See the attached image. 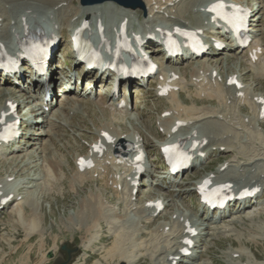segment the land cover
Here are the masks:
<instances>
[{
    "label": "rangeland",
    "instance_id": "1",
    "mask_svg": "<svg viewBox=\"0 0 264 264\" xmlns=\"http://www.w3.org/2000/svg\"><path fill=\"white\" fill-rule=\"evenodd\" d=\"M15 1L19 3L25 0ZM29 1H31L32 4L36 7L34 10L35 14L38 15V17L41 16L45 19L48 18L49 9L48 6H45L44 4L46 0ZM200 1L201 0H197L196 2ZM241 1L247 2L250 5L252 4V6L256 5L259 7L258 14H260L258 27L255 29H258L261 33L260 35L255 37V42L259 43L263 47V55H261L256 64L252 65V68L256 69V66L260 65L264 70V0ZM76 3V0H72V4H69L68 1L70 10L74 9ZM30 9V7L23 6L20 8L19 12L16 13V15L14 13L13 14L17 19L21 15L25 16L27 15V13L30 14ZM103 12L104 13L102 14L101 11L97 10L95 12L96 18L101 19L102 14L105 17L106 21H111L116 19L118 13H120V11L115 8H106ZM78 15H80V12L77 14V16ZM53 16L54 18H56L55 13L53 14ZM124 16H126L125 12ZM136 16V18H134L135 21L132 24V26L134 27H137L142 20V15L140 12ZM192 16L194 21H200V18H198L197 20L195 19L197 16L194 12L192 13ZM157 18L159 19V17ZM67 22L68 27H70L69 24L71 20H68ZM59 24L62 25L60 28L62 29L63 35L60 43L62 45H68V31L66 23L61 24L59 22ZM229 55L232 54H222L219 59L224 61L225 58ZM237 58L242 61L240 64L241 66L238 65V63L231 62L228 65V71H235L237 74L241 75L247 74L248 76L246 82L250 91H254V89L261 86L264 88V78L255 79V76L252 74L253 70L250 68V63L246 59L244 53L237 54ZM206 59H208V57ZM71 63V58L65 60V62H63L64 68L70 66ZM195 64H197V61L191 60L185 62L182 65L185 67L184 72L186 78L184 79V81H186L190 77L188 69L190 67H193ZM223 70L224 67L221 68V71ZM218 75H220L221 78H224L225 76L223 72ZM91 76L92 75H86L85 77H83L81 84H79L82 90L86 89L89 78ZM217 79L218 78H216V80ZM91 82H93V80H91ZM99 82L100 81H97L95 85H92V87L97 86ZM3 92V90H0V94ZM153 93L154 87L149 88L147 91L136 90L132 92V95L129 96V99L132 101V109L130 113L135 114V119L125 121L124 127L127 133L131 131L132 126L135 125L136 127L140 128L144 134L147 135L149 140L152 142V144L148 147L152 162L158 165L160 169H165L162 165L159 155L158 143L166 138V136L164 135V133L159 134L158 132L160 128H163L159 126L160 120H162L160 116L164 109L167 108L165 111L169 110L168 107H170V99L156 98ZM190 93L191 95H196L194 86L192 85H189L188 91H184L182 93V98L188 105H191L193 103L190 99ZM196 98L197 104L199 106L212 105L213 107L215 106V109L219 107V110H222V112L229 110V113H231V106L221 102L219 98H215L213 100H207L200 97ZM0 101H2V95H0ZM219 103H221V106ZM199 112H202V110ZM99 114L100 112L93 107V111L90 116H88L85 120H77V124L83 125L84 129L82 130V132L88 135V137H80L73 131V128L71 127H57L55 129L56 134H58V136L55 138V142L57 144V148L59 149V151H61L58 153L67 157L71 164L69 166H64V171L67 176L73 174V155L76 152H80L81 154L86 153V142L92 140L91 138H93V136L90 134L91 131L95 130V125L92 122H96L97 120L102 119ZM198 114L199 113H194V116H192L196 118L200 116V114ZM241 120H243V118L240 117V121ZM233 122L238 133L236 138L232 142L233 144L231 143L229 147H227V150L218 152L216 150V145H211L212 147H208H211L208 150L210 157L203 164L196 167V169H194L190 173L184 174L183 176L174 177L172 179V182L166 183L165 186L163 182L159 181L164 186L163 190L154 191L152 194L160 195L161 197L166 199V201H168L169 205L167 209L163 210V212L157 216L158 218L154 219L153 222L148 226H144V222H138L137 224H134V226H118L120 224V220L125 218L127 212L124 208V204L117 203L119 199H117L115 195V190L112 189L106 182H102L100 180V182H96L95 180L88 181L82 183L81 186L75 185L74 188L73 184H71V182L67 179L64 182H57L53 178L52 172L50 170V176L53 179V181L50 182L51 187L49 186L50 183L48 185L40 183V185L38 186L35 183H28L27 185L32 187L24 191V194H22V202L24 203L25 210H19V214H12L10 216V211L15 210L18 206L15 205L16 201H14L10 204L9 207L5 208L0 213V264H52L51 260L47 259L46 253L49 250H53L55 256L61 255L62 253L61 251H59V248H57V245L62 242H68V245L70 246L80 245V249L74 257L76 264L82 263L84 259L87 260L86 264H92L96 262H99V264H125L121 260H124L125 256L127 255L132 260L134 259V256H136L137 264H151L150 255L152 254L151 250H154V247L152 246L153 244H150V241L154 240V238L152 239L151 237H149L148 233L141 232L139 227L143 228L144 230L150 231L151 229L158 227V225L165 224L164 222H167L169 220L170 214L175 210L187 212L194 211V209H201L202 207L198 203L197 196L191 190L195 185V179H198L201 175L205 174L208 171L215 172V170L221 163L225 161L229 162L231 158L243 161L252 156V154H256V157L262 158V162L258 164V167L260 166L258 170L264 171V129L256 127V124L254 123L255 130L254 132H250L245 129L246 127H242L237 118H234ZM215 127L218 128L217 125ZM214 134L215 133L211 134L210 136ZM48 142L51 145L52 139L48 140ZM255 150H257L258 152ZM7 158L8 157L0 158V178L5 177L8 173H13L10 172L12 167L13 169L17 168L16 166H14V164L13 166L10 164L9 167ZM231 168L232 167H230V169ZM231 170L233 171V169ZM225 174L236 181L239 180L237 175H235L233 172ZM47 176L50 177L49 173H47ZM23 177V175L11 176V178H15L16 181L18 178ZM156 179L160 180L162 179V177L159 176ZM245 180H248V178L245 177ZM74 182L75 181H73V183ZM23 190L24 188H21L20 192H22ZM147 190L148 189L145 186V188L141 190L139 196H136V205H141L144 199L148 197L149 194L147 193ZM89 193H92L96 198L97 196H99V198L101 196L103 200H105L106 198L107 202L105 203V207H108L111 212H115L118 214L112 218H109L108 220H106V218L101 219L99 220L100 222H98L92 214V218L89 217L90 220H93V225H89V229H91L90 232L84 230L88 226H84L80 230H77L76 227H74L76 226L74 224L76 221H74V223L73 221H71V219L75 215L74 213H76L82 207L84 199ZM257 200V207H261L258 204L262 200H264V196L258 195ZM255 208L256 207H250L247 212H252ZM135 215L136 214L133 215V218L129 216L130 222H135ZM41 219L42 221H40ZM259 219H261V217L251 218V220H245L244 222H237L236 224H232L235 229L234 235L230 236V238H220L218 242L213 245V248H211V250L209 251L211 256L214 257L213 259H222V252L224 249L229 248V242L232 237L239 236H242V238L249 240L250 243H252L249 247H252V251L259 258H261L264 255V238L260 237V233L262 230H260L261 223ZM95 222H97V224L99 223L98 226H95ZM138 230L140 231V233H138ZM146 247L148 248L147 250L145 249ZM116 251L119 253V255ZM232 254L233 253H231L230 256H232ZM118 257H121L122 259L118 260ZM218 263L219 260H216V264Z\"/></svg>",
    "mask_w": 264,
    "mask_h": 264
},
{
    "label": "bare ground",
    "instance_id": "2",
    "mask_svg": "<svg viewBox=\"0 0 264 264\" xmlns=\"http://www.w3.org/2000/svg\"><path fill=\"white\" fill-rule=\"evenodd\" d=\"M67 1L68 0H46L44 2V4L49 6V10H52L53 13H55L56 15L58 14V16H59L58 22H60L61 24L65 21L71 20V22L69 24L70 29L68 30L69 33H71V31H73V29L76 26H78L83 19L87 18V19H89L90 26L92 28L89 32L92 31V33L94 34L96 23L101 22L102 25H104V23L102 22L101 19L96 18L95 12L97 10L101 11L102 9H105L106 6H110V5L115 6V4L111 3V2L99 4V5L85 6V7L78 5L75 7L76 10H73L72 12H70L71 10L67 4ZM143 1L146 5V8L148 9L147 20L144 22V23H147V25L142 29L141 32H138V31L134 32V34H141L143 36V38H146L151 32H154L156 34H161L162 29L166 28L165 26H162L159 23L152 21V17L154 15H160L161 17H163L165 19H169V22H172L171 28L174 25H178L180 27H189L190 26L189 23H191V21L193 19L192 14H191V12L193 11V8H196L197 16L199 15V17H200V15H205L203 11H202V13L200 12L201 7H202V9L204 7L203 5L202 6L200 4L197 6L194 5L193 2H195L196 0H143ZM36 3H38V2H36ZM23 6L30 7L31 13L30 14L27 13V15H25V16L21 15L19 18L16 19L14 14L16 15V13H18L20 8ZM34 9H35V6L29 0L21 1L19 3H17L15 0H0V50L2 48H4L5 50L10 52L11 54H15V49L20 46V43L24 39H26L29 36L39 35V34H42L43 32L47 33V31H49L47 28L43 27L42 23L39 21L40 17L39 18L36 17L37 15L34 14L35 13ZM250 9L252 11V16H253L252 25H253V27H256L258 25V21H259V14H260V13L258 14L259 7H253L252 6V7H250ZM122 10L125 13L131 12L129 9H122ZM79 12H80V15L77 16V14ZM75 16H77V17L75 19H73ZM122 16H124V15H122ZM205 16H206V19L208 20L209 16H207V15H205ZM124 18H125V16L118 18L117 22H114V24L110 25V29H109V27L104 26V28H105L104 37H101V34L99 33L98 38H96V42L98 43L99 41L102 40L101 41L102 42V49L105 48L106 45L108 46L109 49H112L113 42H114V39L116 37V32L114 30V27H115V25L118 24L119 21L123 20ZM12 19H14V22H11ZM55 23H56V21L52 22L51 24L54 26ZM201 23H202V20H201ZM44 24H47L46 21H44ZM196 25H198L197 28H204V26H205L202 24L199 25V23ZM14 26L16 27V29H13ZM107 29H109V32H107ZM211 29L213 30V26L208 27L209 31ZM252 34H253V32H252ZM216 35H220V34L217 33ZM8 37L12 38V44L11 45L6 41V39H8ZM205 42L209 43L210 41L208 39H205ZM148 43L153 44V45L151 47L149 46L148 49L145 46V49L148 50V52L151 51V52H155V54H159L158 51H161V47L157 46L158 44L156 43V41L148 40ZM250 45L252 47V44H250ZM66 49H67V53H69L71 51L69 47H66ZM229 49H231V50L234 49L233 52H235V53L238 52L237 48H234L233 46L231 48L229 47ZM164 53H163V56L161 58L162 62H164L165 60L169 61V65L166 66L165 70L163 68L164 71H162V74L164 75V80L168 79L171 76L170 72H174V73L178 74V79L173 80L172 84L173 85H180L179 79H180V77L185 76V72L182 69V67H180L179 65H183L184 61L191 60L193 58L186 50H183V53L180 56V58L179 59L176 58L175 60L172 58H165ZM204 56L210 57V56H213V54L211 53V54L203 55L202 58ZM232 58H234V57H231L230 59H232ZM219 63L220 62L217 58H211V60H208V59L207 60H200L193 67L189 66L190 68L188 69V72H189V76H190V81L186 82L184 85L188 86V84H194V85L199 86V88H200L201 86H204L210 82L212 85L211 86L212 89H218L220 91L221 90L224 91L227 87V89H231L232 93H229L228 91L225 93L223 92V94H221V98H223L224 100H222V101L226 102L229 99V97H231V100L233 102H235V103L238 102V104H240L241 102H243L245 100L246 95L245 96H238L237 93L239 91H243V89L238 90V89L234 88V86H227L226 80H227V76L229 75V73L227 74L226 72H223L225 74V76H224V78H222V82L216 81L217 76H215L214 79H212V76H213L212 71L213 70L217 69L216 70L217 73L221 74V72L219 71V69H220ZM225 63H226V59H225ZM90 71H92V70H90ZM158 74L160 75V73H158ZM53 75H51V78H55ZM20 76H21V74H20ZM99 77L102 78L101 75ZM61 78H62V82H64V84H66V83L70 84L73 77L69 74L64 73V75ZM30 80L32 81L31 78L29 79V81ZM7 82H9V80L5 81V83H7ZM34 83L40 85V88H39V90L41 91L40 95H39L40 92H34L31 89H29L28 84H26V83L24 85H22V88H17L15 90L14 89H8V88H0V90L4 91L3 93L0 94V95H2V101H0V110H2V109L5 111L8 110V102L11 101V102L17 103L18 108L20 107V109L22 111H24V107H25V105H23L24 101L28 102V98H29L28 96H25V93L27 91H29L31 93L30 94L31 100H35V98L38 99V102H36L34 106L38 107L37 109H35V111L37 112L36 114L37 115L39 114L41 116L40 124H36L37 126H36L34 131H28L22 140H19V141L15 142L14 144H11V146H10L11 148L8 150V153L13 155V156L7 162L9 163V167H10V164L12 166L14 164V166H16L17 168L13 169V167H12L10 172H13L16 174V173H19L21 170L20 167L18 166L17 162L22 161V159L18 158L19 156L16 154H18V153L24 154V151L28 150V148H30L32 145L36 144L37 145L36 148L32 149L31 150L32 152H30L29 155L27 154V156H28V162L33 161V159L35 157H36V160H39V161L41 160L40 165H39V172L34 171L36 173H34L33 176H31V177L28 176L29 180L38 181V180L42 179L43 184L48 185L51 181H53L52 177L50 176V173L52 172V176L57 182L58 181L64 182L67 179L71 182V184H73V187L75 188V185L81 186L80 185L81 183H83L84 181L91 178L90 175H93L94 174L93 172H95V171H97L99 175H105V176H108L110 178L113 177V183H118L115 176H119V178H121L124 175V180L126 182L123 181L122 183L125 184L124 187L127 186V190L121 189L120 191H118V199H119L118 201L120 203L121 202L124 203L125 199H127V198L130 199V196L132 195V187L130 186L129 182L126 180V177L129 173L127 171L126 172L122 171L123 168H120L117 166L118 165L117 159L118 158L121 159L122 155H118L115 157V156H112V153H110L109 151H104L100 157H97L96 154H93V157L95 158V164L91 169H86V170H84V172H80V171L76 170V171H74L73 175L67 176L66 173L64 172L62 166L64 165L65 160L68 162V159H66V158L62 159L61 157H59L51 147L52 144L53 145L55 144V138L58 136V134H56V131H54L53 128L58 127L59 123L62 121L67 120V123H66L67 126L73 128V131L77 135H79L80 137H88V135H86L85 133L82 132V130L84 129L83 125L77 124L76 120H78V119L79 120H85L88 116L91 115V113L93 111V107L96 108L100 112L99 115L102 117V119L97 120L96 122H92L95 125V130L91 131V134H90L93 136L92 139H94V140H100L101 139L102 143L107 148L118 144V142L120 140L121 141L126 140L129 143L128 147L130 150H133V146L135 144L138 146H143V147H145V145H149L150 142L148 140L144 139V136L142 135L141 130H139L138 128L133 127L131 132L125 134V136L123 135L125 130H123L122 126L117 123L118 120L114 116H118L119 113L125 112L127 109V107H125L126 105L124 107H122L121 109L117 108L116 104L119 101V97H115L114 95H112L110 93L109 89L105 93L101 92V91H98V92L96 91L97 93H93L92 91L88 92V91L84 90L83 92H79V94H75V95H73V97L70 98V90L72 88L69 86L68 90H64L65 88H67L65 86V87H62L60 90L61 91L60 95H62V97H64V99L62 101H59L58 107H55L58 100L55 103H54V99L52 97L48 100H45L44 87L42 85L41 77L36 78L34 80ZM184 85L179 86V87L182 88ZM110 86H111V82H110ZM102 87H105V86L104 85L100 86V88H102ZM179 91L178 92L170 91V93H169L170 94L169 97L173 98V100L170 103L169 110H168L171 112H170V114L166 115L161 121V123H162L161 126L170 125L168 127L166 126V132L167 133L171 132V126H172V124L175 123L176 120L187 121V125L185 127H191V130H190V132H191L193 129L196 128V122H195V120L192 121L193 117L191 118V116L194 113L195 114L199 113V111H201V110L206 111L204 114H202L203 120H205L204 122H207L208 121L207 119L211 116H214L216 119H218L220 117L219 116L220 114H218L219 111H217V109L214 108L215 106L214 107L212 105L211 106H208V105L199 106L196 104L197 103L196 101H193L192 104L189 103L191 105L186 104L184 99L180 95ZM200 92H201V90H200ZM57 96H58V94H57ZM71 99H74L75 101H72ZM249 101L255 108H258V104L256 103V101H252V100H249ZM219 104L221 106V103H219ZM44 106H51V110L52 111L55 110L52 114V117L50 116L51 110L47 114L43 110ZM238 108H239L238 110H242L241 105H238ZM33 110L34 109L32 108L31 111H33ZM227 111H229V110H227ZM24 114H25V112H24ZM205 114H207V116H205ZM241 118H244V117H241ZM239 119H240V117H239ZM254 119H256V120L259 119L258 111H256ZM198 120L201 121L202 118H200ZM241 121H242L241 122L242 127L251 126L250 120L246 123L243 120H241ZM36 122L37 121L35 120V123ZM208 122H210V121H208ZM213 122H215V121H212L210 123L211 127L208 128V130H210V131H208V135L210 132H214V130H215V127H214L215 125L213 124ZM219 123L223 127V129L221 130L222 135L226 134V136H228L229 131H228L227 126L225 125V122L219 121ZM45 126H48L47 129L43 128ZM181 128H183V127H181ZM103 132L110 134L112 139H114L112 143H108L106 141V139L103 135ZM55 134H56V136H55ZM202 134L204 135L203 132H200V134H198L197 137L192 135V136H190V139H195L198 137H201V139H202L204 137V136H202ZM42 135H46V136L42 137ZM177 137H178L177 134H174L172 136V138H174V139H177ZM208 138H209V140H207V143H211L213 146L214 145H220V144H226L229 142V137H226L225 139H220V137H219V139H215L213 137L210 138L208 136ZM51 139H52V143L50 145L48 140H51ZM201 141H199V142L201 143ZM56 147H57V144H56ZM203 150H204V147L201 148L200 145L194 150L193 154L195 155L194 157H196V159L194 158L191 165L193 163L195 165L199 159L198 156H196V153L198 151H203ZM255 151H257V150H255ZM3 152H5V151H3ZM89 153H90V151L87 152V156H90ZM0 154H2L1 151H0ZM78 155H80V154L76 153L74 155V158L76 159L78 157ZM128 155H129V152H128ZM107 159H110V164L106 163ZM123 159H124V162L121 165H125V163L129 159V157L123 158ZM199 161L201 163L200 159H199ZM255 161H257V159H254L251 163H246V164H242V165L240 164V165H237L235 167H237L238 169H240L241 167L245 168L248 165L254 164ZM24 163H25L24 165H26V162H24ZM227 167H229V165H227ZM50 170H51V172H50ZM120 171H122V172H120ZM102 172L104 174H102ZM148 172H149V175L152 177L154 172L151 169H149ZM47 173H49L50 177L47 176ZM9 174L5 177H2L0 181L1 182H4L5 180L7 181L6 178L10 176ZM28 177H27V180H28ZM73 181H75V182L73 183ZM228 181H230V180H228ZM250 182H251L250 183L251 186H253L255 184L256 185L264 184L263 179H260V178H257L255 181H250ZM5 184L8 185L7 182ZM150 185L156 186L157 184L154 181H151ZM2 186H3V184L1 185V188H0V192H2V194L0 195V199L2 196L13 193L11 202L13 200H18L16 202V205H18V206L16 207L15 210L10 211V216L12 214H14V215L19 214V210L24 211L25 210L24 205H23L24 203L21 201V198L17 197L19 194L18 188H16V189L14 188L15 190L13 189L12 191H10V189H6V188L3 189ZM49 186L51 187V183ZM246 201L247 200H244L243 202L240 203L241 211L246 209V207H248L249 204ZM105 203L103 202L101 197L99 198V196H97V198H96L92 193H89L85 197L83 205L80 203L82 205V207L78 211L76 210L77 212L74 213L75 215L71 219V221H73V223H74V221H76L74 223L76 226H74V227H76L77 230H80L84 226H88L84 230H87L88 232H90L91 229H89V225H93V220L91 219L92 220L91 221L89 219V217L92 218V214L94 215V218H96L98 222H100L99 220H101V219L106 218V220H108L109 218L116 216L115 212H111L110 209L104 207ZM9 204H10V202L4 204V206H2V208L8 207ZM130 204L131 203L128 200L125 202L124 208L126 209L127 214H126L125 218L120 220V224L118 226L119 227H126V225H133L134 226V224H137L138 222L139 223L144 222L145 225L148 226L151 222L150 217L154 213L155 209L147 206L146 201L143 202L141 205H139L137 208L134 207L132 204L131 205ZM133 209H134V211H132ZM139 213L143 214L147 220L143 216H141ZM173 213H172V215H173ZM134 214H136L134 217L135 222H133V223L131 222L130 224H126V222L129 220V216H131L133 218ZM178 217H181V215L178 214L176 216V218H178ZM263 219H264V217H263ZM40 221H42V219ZM177 223H178V221L176 219L169 220V225L171 224L170 225L171 227L174 226L173 229H171V227L169 226L168 229L166 230L164 227L166 224H164L161 226V232L160 233L158 231L156 232L155 228L151 229L150 231H147V230H144L143 228L139 227L141 232L148 233L149 237H151L152 239L153 238L156 239V241H157L156 243L159 242V240H157V238L160 237V235H162L161 238H164L163 240H165L167 245H169L167 247V249L160 251L156 255V258L160 257V259L163 260L161 262V264H172V262L175 260L173 258L179 254L178 249L181 246V238L183 236L184 227H183L182 223H180V228L176 232V226L178 225ZM30 224H32V223H30ZM98 224H97V222H95V226H98ZM91 228H93V227H91ZM262 229L264 230V227ZM140 231L138 230V233H140ZM173 233H175V234H173ZM173 240H175V242L172 245H170V243ZM161 246H163L164 248L166 247V245H164V244H161ZM173 246H174V248H172ZM54 248H56V247H54ZM138 249H139V247H138ZM145 249L147 250L148 248L146 247ZM111 251H112V249H111ZM151 251L153 252V250H151ZM240 251L243 252L242 250H240ZM231 253H233V252H231ZM117 254L119 255L118 252H117ZM110 255H112V254H110ZM120 256H122V255H120ZM126 257H128V255L125 256L124 260H127ZM120 259H122V258L118 257V260H120ZM181 261H182L181 259L175 260V264H179ZM95 264H98V263H95ZM127 264H129V263L127 262Z\"/></svg>",
    "mask_w": 264,
    "mask_h": 264
},
{
    "label": "water",
    "instance_id": "3",
    "mask_svg": "<svg viewBox=\"0 0 264 264\" xmlns=\"http://www.w3.org/2000/svg\"><path fill=\"white\" fill-rule=\"evenodd\" d=\"M106 0H80V3L82 5H89V4H96V3H102ZM111 1H115L116 3H118L119 5L123 6V7H131V8H135V7H142V2L140 0H111ZM64 247V246H63Z\"/></svg>",
    "mask_w": 264,
    "mask_h": 264
},
{
    "label": "snow or ice",
    "instance_id": "4",
    "mask_svg": "<svg viewBox=\"0 0 264 264\" xmlns=\"http://www.w3.org/2000/svg\"><path fill=\"white\" fill-rule=\"evenodd\" d=\"M221 7H223L222 4H217V5H215V6L213 7L212 10H215V8H221ZM165 151H167V149H165Z\"/></svg>",
    "mask_w": 264,
    "mask_h": 264
}]
</instances>
